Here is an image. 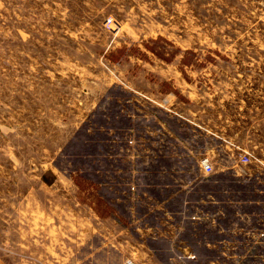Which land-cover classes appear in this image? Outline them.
<instances>
[{
    "label": "rangeland",
    "instance_id": "rangeland-1",
    "mask_svg": "<svg viewBox=\"0 0 264 264\" xmlns=\"http://www.w3.org/2000/svg\"><path fill=\"white\" fill-rule=\"evenodd\" d=\"M120 66L173 76L163 90L186 106L169 123L197 151L192 163L207 153L215 171L235 165L241 181L226 188L257 204L244 203L246 227L264 232V0H0L1 264H123L109 242L119 229L92 227L83 164L107 124L106 101L90 107Z\"/></svg>",
    "mask_w": 264,
    "mask_h": 264
},
{
    "label": "crops",
    "instance_id": "crops-1",
    "mask_svg": "<svg viewBox=\"0 0 264 264\" xmlns=\"http://www.w3.org/2000/svg\"><path fill=\"white\" fill-rule=\"evenodd\" d=\"M149 66L153 71L157 67ZM121 70L124 73L112 76L106 92L99 93L90 107L91 114L97 115L104 110V101L107 103V124L101 129L105 138L87 141L98 150L83 160L91 173L84 177L89 178L85 180L89 193L97 199L88 209L92 227L101 226L106 231L109 226L117 227L123 240H113L109 233V242L121 246L114 249L136 264L262 262L264 241H257L255 232L262 227L248 229L253 215L244 212V203L257 204L243 202L238 197L240 191L226 188L228 180L236 184L241 181L235 165L227 171L203 173L200 159L192 163L195 148L169 123L171 118L184 119L176 110L186 106L174 91L163 90L166 81L175 84L173 76L133 75ZM117 89H123V97ZM96 203L101 214L95 209ZM75 207L80 209L78 201ZM228 217L231 222L227 224ZM46 219L45 223L50 221ZM57 224L53 227L61 233L64 226L60 217ZM245 237L248 241L243 244L238 241ZM187 255L195 259H183ZM164 258L168 262L162 263Z\"/></svg>",
    "mask_w": 264,
    "mask_h": 264
},
{
    "label": "built area",
    "instance_id": "built-area-1",
    "mask_svg": "<svg viewBox=\"0 0 264 264\" xmlns=\"http://www.w3.org/2000/svg\"><path fill=\"white\" fill-rule=\"evenodd\" d=\"M107 21L109 23L115 25V21L112 20L111 18L107 19ZM162 102L164 103L165 100L162 99ZM129 142H131V141H129ZM238 162L240 164L244 165V166L247 165V164H249L250 159H249L248 154L246 152L239 153ZM198 164H199L202 172L205 173V174H211L214 171L213 161L211 159V156L208 155V154H202L200 156V160H199V163ZM239 174L241 175V173H239ZM263 240H264V232H260L258 234V236H257V241L263 242ZM248 258H250V257L248 256ZM183 259H186V260H194L195 259V256H193V255H187L186 257H183ZM123 264H136V262L134 260H132V259H124Z\"/></svg>",
    "mask_w": 264,
    "mask_h": 264
}]
</instances>
